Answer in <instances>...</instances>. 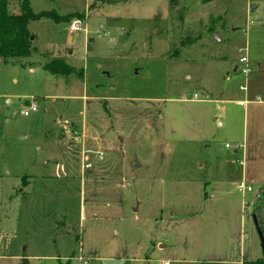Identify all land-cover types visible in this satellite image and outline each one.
<instances>
[{"label":"rangeland","instance_id":"rangeland-1","mask_svg":"<svg viewBox=\"0 0 264 264\" xmlns=\"http://www.w3.org/2000/svg\"><path fill=\"white\" fill-rule=\"evenodd\" d=\"M251 1L28 0L82 23L30 21V55L0 59V264L262 258L264 0ZM54 58L75 73L45 71Z\"/></svg>","mask_w":264,"mask_h":264},{"label":"trees","instance_id":"trees-1","mask_svg":"<svg viewBox=\"0 0 264 264\" xmlns=\"http://www.w3.org/2000/svg\"><path fill=\"white\" fill-rule=\"evenodd\" d=\"M10 0H0V59L9 62L12 59L26 58L30 55V33L28 23L40 18H47L54 23H66L75 18L77 13L59 15L55 11L34 13L28 0H18V12L9 10ZM42 68L52 75L68 76L75 69L60 58H54L42 64ZM81 73V72H80ZM81 75V74H80ZM251 213L256 217L257 224L264 237V186L258 189ZM242 264H264L263 258L254 261H244Z\"/></svg>","mask_w":264,"mask_h":264},{"label":"built area","instance_id":"built-area-1","mask_svg":"<svg viewBox=\"0 0 264 264\" xmlns=\"http://www.w3.org/2000/svg\"><path fill=\"white\" fill-rule=\"evenodd\" d=\"M82 21L79 18H74L71 22H70V26L69 29L72 32H76L80 30V26H81ZM239 63H242L243 66L241 67V72L244 75H248L251 72V69L248 66V59L246 56H241L239 58ZM241 90H246V86H241L240 87ZM197 96H194V99H196ZM37 111L36 105L34 103L29 104L28 108L25 109L24 111H22L23 116H28L30 112H35ZM226 147H228V145H225ZM237 188L239 189V191L241 193H245V192H250L251 189L249 186H245L243 183H239L237 184Z\"/></svg>","mask_w":264,"mask_h":264},{"label":"water","instance_id":"water-1","mask_svg":"<svg viewBox=\"0 0 264 264\" xmlns=\"http://www.w3.org/2000/svg\"><path fill=\"white\" fill-rule=\"evenodd\" d=\"M33 38L30 37V40H32ZM252 220H253V223H254V226H255V230H256V233L258 235V238H259V242H260V246H261V251H262V258L264 260V237L262 235V232L257 224V221H256V217L255 215L253 214L252 215Z\"/></svg>","mask_w":264,"mask_h":264},{"label":"crops","instance_id":"crops-1","mask_svg":"<svg viewBox=\"0 0 264 264\" xmlns=\"http://www.w3.org/2000/svg\"><path fill=\"white\" fill-rule=\"evenodd\" d=\"M248 2H249V4H248V8H249V11L250 12H252V11H255V10H257L258 8H259V3H257L256 1V3H253V5L251 4L252 3V1L251 0H248ZM245 15H246V8H245ZM241 90V89H240ZM243 92H244V94H245V96H246V90H242ZM243 104L244 105H246V99H244V102H243ZM37 112V111H36ZM244 261H246V260H240L239 262H238V264H242Z\"/></svg>","mask_w":264,"mask_h":264}]
</instances>
